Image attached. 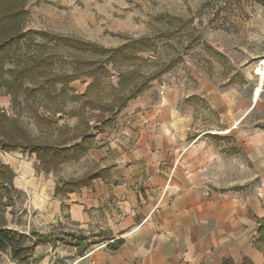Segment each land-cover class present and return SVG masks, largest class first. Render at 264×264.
Wrapping results in <instances>:
<instances>
[{
	"label": "rangeland",
	"instance_id": "374dc122",
	"mask_svg": "<svg viewBox=\"0 0 264 264\" xmlns=\"http://www.w3.org/2000/svg\"><path fill=\"white\" fill-rule=\"evenodd\" d=\"M25 9L26 34L5 68L23 71L18 83L27 91L1 87L0 97L9 93V119L39 144L85 134L89 148L100 147L106 139L97 136L130 122V114L120 116L129 100L147 103L162 93L189 105L190 136H215L202 140L209 164L202 171L212 189L264 194V0H25ZM79 42L128 46L110 58ZM133 42L142 50L130 53ZM135 85L141 89L119 108ZM38 160L20 147L0 150V163L14 173L11 183H0V225L15 230L23 247L34 242L32 231L56 240L37 243L27 256L22 249L13 257L7 248L0 264H78L100 238L81 246L60 240L81 230L58 206L62 169L45 173ZM65 166L81 169L78 162ZM106 240H113L107 232L98 243Z\"/></svg>",
	"mask_w": 264,
	"mask_h": 264
},
{
	"label": "crops",
	"instance_id": "0c3cea01",
	"mask_svg": "<svg viewBox=\"0 0 264 264\" xmlns=\"http://www.w3.org/2000/svg\"><path fill=\"white\" fill-rule=\"evenodd\" d=\"M9 93L0 97V111L8 118ZM175 99L161 93L147 103L142 97L129 100L120 116L130 114V122L97 136L106 139L104 145L45 171L61 168L58 183L108 169L89 186L64 193L58 205L66 206L67 219L80 234L100 238L79 256L78 264H242L245 259L264 264V251L253 246L257 221L264 216V194L260 188L242 194L209 186L202 171L209 165L202 141L209 132L190 136L189 105ZM81 139L46 144L68 147ZM73 162L81 169L67 172L65 165ZM5 163L0 165L10 168ZM106 232L113 240L98 243ZM118 239L117 249L107 248Z\"/></svg>",
	"mask_w": 264,
	"mask_h": 264
},
{
	"label": "trees",
	"instance_id": "16d2710c",
	"mask_svg": "<svg viewBox=\"0 0 264 264\" xmlns=\"http://www.w3.org/2000/svg\"><path fill=\"white\" fill-rule=\"evenodd\" d=\"M26 17L25 0H0V88L5 87L9 91H14L22 89L27 91L26 86H22L18 83V77L23 71L16 69L8 70L5 68V63L11 58L12 54L18 49L20 40L26 34L24 31V21ZM140 40L137 41V43ZM82 46L86 48H94L98 51L110 52V58L116 56H124V49L128 46L126 44L119 46L114 49H104L99 46H95L92 43L79 42ZM141 46V47H140ZM142 50V45L136 46V42H133L130 48V53L133 51ZM105 69V68H104ZM13 73L11 79L6 78V73ZM105 71V70H104ZM134 90L130 92L129 96L124 98L119 105L121 108L128 99L133 97L141 87L135 85ZM73 99H81L83 95H74ZM85 135V134H84ZM82 135V139L79 143H75L68 147H61L60 144L49 145V144H35L30 134L22 127L18 120H10L4 112L0 111V143L1 150L9 151L15 148H23L34 152L37 159L40 161L41 168L44 171H49L50 169H55L59 163L67 160L77 159L89 148L92 140L89 136ZM208 136L215 137L213 134H208ZM108 172L107 168L101 169L97 172L90 173L88 175L82 176L80 178H70L66 181H59L54 191L55 193H66L72 192L77 188L83 186H89L92 179L97 177H102ZM13 173L10 168L6 165H0V183L9 184L12 181ZM258 227L256 233L253 236V246L256 249L264 251V216L258 221ZM31 239L34 242L30 243L28 246L23 247L20 243L22 241L19 238L18 233L15 230L8 229L0 225V251H4L7 248L10 249L13 257H17L22 249L27 250L26 256L29 255L37 243L47 242L52 243L56 240V235L54 233H39L32 231L30 232ZM98 235H83L74 233H61L60 240L65 238H70L76 244L86 243ZM122 240H114L113 243L109 242L106 244L107 248L115 250L121 245ZM226 264V261L223 262ZM242 264H250V262L245 259Z\"/></svg>",
	"mask_w": 264,
	"mask_h": 264
}]
</instances>
